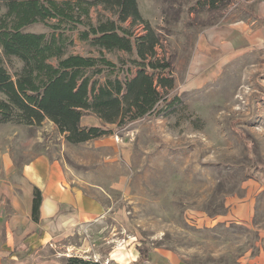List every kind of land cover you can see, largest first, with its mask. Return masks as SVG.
<instances>
[{
	"label": "rangeland",
	"instance_id": "1",
	"mask_svg": "<svg viewBox=\"0 0 264 264\" xmlns=\"http://www.w3.org/2000/svg\"><path fill=\"white\" fill-rule=\"evenodd\" d=\"M136 1L163 38L157 52L171 63L174 87L157 106L159 113L124 127L106 124L112 133L84 142L65 141L48 120L39 126L0 123V264H19L7 260L20 256L1 254L9 250L8 221L21 194L23 167L41 154L60 160L71 183L111 208L85 230L46 243L40 259L63 264L65 256L78 255L101 264H136V246L143 244L150 259L139 264L264 258V36L218 64L199 56L206 31L243 26L256 19L264 0ZM88 9L82 23L61 22L73 40L68 52L97 54L78 38L85 22L103 15L100 6ZM55 20L23 29L49 34ZM142 28L136 23L133 31L141 34ZM105 55L114 62L127 58L122 51ZM21 64L3 59L12 76ZM81 124L102 126L88 113Z\"/></svg>",
	"mask_w": 264,
	"mask_h": 264
},
{
	"label": "trees",
	"instance_id": "2",
	"mask_svg": "<svg viewBox=\"0 0 264 264\" xmlns=\"http://www.w3.org/2000/svg\"><path fill=\"white\" fill-rule=\"evenodd\" d=\"M90 6H100L103 15L94 23L85 22L78 38L97 54L68 52L73 40L61 22L82 23L81 16L87 17ZM2 8L0 123L39 126L48 120L65 141L84 142L112 133L106 124L124 127L159 113L157 106L175 85L170 61L157 52L163 38L141 16L136 0H0ZM49 18L56 19L49 25V34L23 29ZM136 23L143 24L141 34L133 31ZM116 51L124 52L127 58L114 62L105 55ZM4 57L21 61L14 76L3 66ZM87 113L96 116L102 126L82 125L81 117ZM41 201V191L34 186L31 218L35 222L39 221ZM136 250V264L150 259L149 247L143 244ZM63 264L101 263L70 255Z\"/></svg>",
	"mask_w": 264,
	"mask_h": 264
},
{
	"label": "crops",
	"instance_id": "3",
	"mask_svg": "<svg viewBox=\"0 0 264 264\" xmlns=\"http://www.w3.org/2000/svg\"><path fill=\"white\" fill-rule=\"evenodd\" d=\"M241 24L243 26L239 28L221 25L216 30L206 31L199 56L216 60L215 64H218L225 54L237 55L251 45L255 38L263 39L264 2L258 5L256 19ZM22 178L20 196L12 194L18 201L14 203L13 200L14 212L8 221L9 250L3 251L1 256H20V259L7 260L19 264H62L53 258H38L41 247L48 242H56L61 234L69 237L85 230L111 207L93 192L83 191L71 183L69 172L60 160L43 154L24 165ZM34 186L40 189L42 196L38 222L31 218ZM247 264H264V258L257 257Z\"/></svg>",
	"mask_w": 264,
	"mask_h": 264
}]
</instances>
